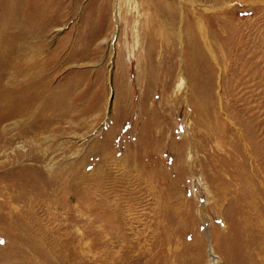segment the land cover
Returning <instances> with one entry per match:
<instances>
[{"label": "rangeland", "instance_id": "374dc122", "mask_svg": "<svg viewBox=\"0 0 264 264\" xmlns=\"http://www.w3.org/2000/svg\"><path fill=\"white\" fill-rule=\"evenodd\" d=\"M34 1L1 79L49 68L85 112L30 134L76 175L41 226L0 195V264H264V0Z\"/></svg>", "mask_w": 264, "mask_h": 264}, {"label": "bare ground", "instance_id": "6f19581e", "mask_svg": "<svg viewBox=\"0 0 264 264\" xmlns=\"http://www.w3.org/2000/svg\"><path fill=\"white\" fill-rule=\"evenodd\" d=\"M35 3L34 0H0V48L8 45V29L2 24L15 25L21 20L25 27V23L40 17V11L30 7ZM18 5H25L21 14L16 10ZM6 51H0V57H5ZM15 68L17 66L14 65L12 69ZM31 69L16 70L15 74L24 78L6 82L1 79L6 75L0 71V147L4 148L0 162V195L5 217L14 226H41L40 213L45 214L49 208H43L41 204L46 206L55 200L57 202V199L61 202L69 187L67 179H73L76 175L73 168L69 169V173L54 172L53 165L46 163L44 156L30 145V134L40 126L66 123L68 118L72 121L85 112L80 105L86 91H77L78 83L53 85L45 80L49 68L40 69V73L31 72ZM7 120H13L14 126L6 127ZM110 132H106V137H99L101 148L107 147ZM16 139L21 141L18 148L13 147ZM15 201L21 203L14 205Z\"/></svg>", "mask_w": 264, "mask_h": 264}]
</instances>
